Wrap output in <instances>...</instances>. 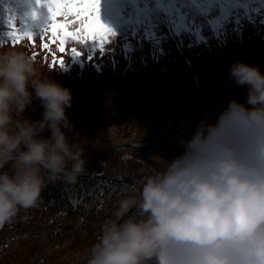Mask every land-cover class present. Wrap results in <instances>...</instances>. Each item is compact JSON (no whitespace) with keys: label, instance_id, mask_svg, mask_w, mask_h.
Returning a JSON list of instances; mask_svg holds the SVG:
<instances>
[{"label":"trees","instance_id":"16d2710c","mask_svg":"<svg viewBox=\"0 0 264 264\" xmlns=\"http://www.w3.org/2000/svg\"><path fill=\"white\" fill-rule=\"evenodd\" d=\"M5 5L11 11H5ZM254 8L216 29L200 19L198 32H177L163 18L146 35L141 27L113 19L110 26L117 39L111 38L103 54L96 46L89 60L91 42L68 41L60 53L58 45L50 43V33L44 41L36 36L34 43L24 38L13 45L7 35L12 31L9 19H15L18 31L30 28L38 35L45 11L36 9L33 0H0V50L22 48L34 57L43 78L51 76L70 90L72 107L66 116L74 127L65 131L71 143L84 146L87 161L85 176L73 184L47 182L39 206L22 210L11 225L0 229V264H88L90 249L118 201L134 192L138 196L148 177L183 155L182 141L192 135H177L146 148L125 146L87 175L108 149L195 131L205 119L215 125L232 100L247 107V90L230 79L229 68L243 62L264 73V15L259 5ZM33 9L40 17L35 21ZM42 43H49V49ZM73 47L84 55L73 60ZM61 58L64 68H59ZM42 111L37 99L24 117L40 120ZM123 154L131 158L120 159Z\"/></svg>","mask_w":264,"mask_h":264},{"label":"clouds","instance_id":"9594fccd","mask_svg":"<svg viewBox=\"0 0 264 264\" xmlns=\"http://www.w3.org/2000/svg\"><path fill=\"white\" fill-rule=\"evenodd\" d=\"M229 75L247 107L232 100L215 125L201 121L183 155L121 198L88 264H264V73L234 62ZM50 77L22 48L0 50V229L39 206L47 182L87 171L65 131L72 94ZM37 99L42 118L26 119Z\"/></svg>","mask_w":264,"mask_h":264},{"label":"snow or ice","instance_id":"6c2138e0","mask_svg":"<svg viewBox=\"0 0 264 264\" xmlns=\"http://www.w3.org/2000/svg\"><path fill=\"white\" fill-rule=\"evenodd\" d=\"M36 9L45 10L44 23L39 34L30 28L18 31L14 18L9 19L12 31L7 33L13 45L26 38L34 43L35 37L41 41L50 33V43L58 45L60 53L65 52V44L68 41H76L79 44L91 42L87 59L92 60L96 46H99L103 54L105 45L111 43V38L117 39V32L102 20V15H107L114 20L138 26L145 30V34L151 32L155 21L165 18L173 25L176 31L200 29L197 23L200 19L207 21L213 29L219 28L222 22L242 14L254 11V6L259 5L264 15V0H35ZM33 9L32 20L39 19V13ZM5 11H11L4 6ZM219 15H215V13ZM63 17V22L58 21ZM68 17L73 20L69 21ZM72 24L77 27L72 29ZM71 29V30H70ZM43 49H49V43H42ZM112 51V50H111ZM72 59L84 55L75 47L71 49ZM34 59V57H33ZM57 61L53 59V66ZM59 68L65 67L63 58L58 61Z\"/></svg>","mask_w":264,"mask_h":264},{"label":"water","instance_id":"95a60500","mask_svg":"<svg viewBox=\"0 0 264 264\" xmlns=\"http://www.w3.org/2000/svg\"><path fill=\"white\" fill-rule=\"evenodd\" d=\"M194 133H195V131H176V132H173V133H170V134H167V135H163V136H161V137H159V138H157V139L145 144V146H150V145L165 141V140H167V139H169V138H171L173 136H177V135H193ZM123 146H131V147H135V148L138 147L137 145H131V144L126 143L124 145H118V146H115V147L111 148L110 150H108L107 152H105L103 154V156L100 158V161L95 166L94 170H96L99 165H102L105 162L106 158L109 156V154H111V152H113L114 150L119 149V148H121ZM92 174L93 173L91 172V173H89L87 175H92ZM85 175L86 174H84L82 176H85Z\"/></svg>","mask_w":264,"mask_h":264},{"label":"rangeland","instance_id":"374dc122","mask_svg":"<svg viewBox=\"0 0 264 264\" xmlns=\"http://www.w3.org/2000/svg\"><path fill=\"white\" fill-rule=\"evenodd\" d=\"M34 2H35V0H33ZM45 11V10H44ZM104 19H105V23H107V24H109V25H114L115 23H114V21H112L113 20V18H111V17H109V16H107L106 17V15H105V17H104ZM160 20H163V18H160L159 19V21ZM163 136V135H162ZM161 137V136H160ZM174 137V136H173ZM159 138V137H158ZM172 138V137H171ZM157 139V138H156ZM170 139V138H169ZM155 140V139H154ZM168 140V139H167ZM153 141V140H152ZM166 141V140H165ZM149 142H151V141H140V142H128V144H131V145H137L138 147H136L137 149L138 148H146V147H150V146H154V145H156V144H159V143H161V142H159V143H156V144H153V145H150V146H145V144H147V143H149ZM163 142V141H162ZM126 144V143H125ZM124 145V144H123ZM115 146H118V145H115ZM115 146H113V147H115ZM113 147H111V148H113ZM123 147H125V146H123ZM123 147H121V148H119V149H116V150H114L113 152H111V153H114V152H118V150H120V149H122ZM131 147V146H130ZM110 148V149H111ZM132 148H135V147H132ZM110 149H108V150H110ZM107 150V151H108ZM106 151V152H107ZM110 155V154H109ZM103 156V155H102ZM101 156V157H102ZM108 158V157H107ZM106 158V159H107ZM128 159V158H131L130 157V155H128V154H123V156L121 155V157H120V159ZM139 160V162H142L143 163V161L141 160V159H138ZM100 161V160H99ZM98 161V162H99ZM98 164V163H97ZM104 164V163H103ZM102 164V165H103ZM144 165H147L146 163H143ZM149 170H151V168L149 167ZM95 172V170H93V174H95L94 173Z\"/></svg>","mask_w":264,"mask_h":264}]
</instances>
